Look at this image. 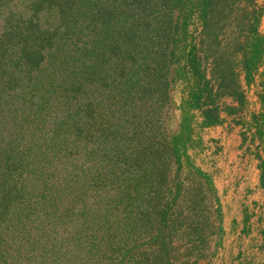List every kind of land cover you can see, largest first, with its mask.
<instances>
[{
    "label": "rangeland",
    "instance_id": "rangeland-1",
    "mask_svg": "<svg viewBox=\"0 0 264 264\" xmlns=\"http://www.w3.org/2000/svg\"><path fill=\"white\" fill-rule=\"evenodd\" d=\"M223 111L264 183V0H0V264H232Z\"/></svg>",
    "mask_w": 264,
    "mask_h": 264
},
{
    "label": "crops",
    "instance_id": "crops-1",
    "mask_svg": "<svg viewBox=\"0 0 264 264\" xmlns=\"http://www.w3.org/2000/svg\"><path fill=\"white\" fill-rule=\"evenodd\" d=\"M256 76V75H255ZM256 79L245 86L247 103L255 100ZM224 106L235 107L239 101L233 95L221 98ZM258 102L251 103V110H255ZM251 110H249L251 112ZM248 111V112H249ZM239 117L249 118V114L236 111ZM223 111L220 122L204 127L205 138L213 142L219 139L223 146L222 151L214 153V148L205 151L201 157L207 155L214 158L215 163L203 164L207 171L215 173V185L223 193V218L225 243L230 244L235 251L232 264H264V183L260 160L254 154L249 155L239 147L240 136L237 131L243 125H234L231 121L237 113ZM246 113V111L244 112ZM234 127V129H233ZM207 158V159H208ZM264 158V157H263ZM248 255V256H247ZM252 256H254L252 258ZM248 257V258H247Z\"/></svg>",
    "mask_w": 264,
    "mask_h": 264
},
{
    "label": "trees",
    "instance_id": "trees-1",
    "mask_svg": "<svg viewBox=\"0 0 264 264\" xmlns=\"http://www.w3.org/2000/svg\"><path fill=\"white\" fill-rule=\"evenodd\" d=\"M33 54V51H26V54H25V56L27 57L28 55L29 56H31ZM246 71H247V78H248V80H250V75L252 74V70L250 69V66H249V64H246ZM8 204V200H7V198H5V201H4V204H1L0 205V207H2L3 208V210L2 211H4V212H6V210H7V208L5 207V205H7ZM9 215V214H8Z\"/></svg>",
    "mask_w": 264,
    "mask_h": 264
}]
</instances>
